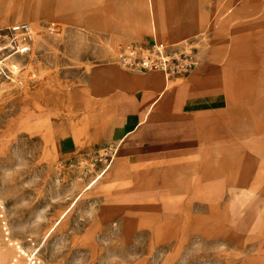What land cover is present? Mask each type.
I'll return each instance as SVG.
<instances>
[{
    "label": "rangeland",
    "instance_id": "1",
    "mask_svg": "<svg viewBox=\"0 0 264 264\" xmlns=\"http://www.w3.org/2000/svg\"><path fill=\"white\" fill-rule=\"evenodd\" d=\"M22 4L9 28L32 27L30 51L13 56L9 77L0 78V264H264V0H189L181 3L186 16L172 20L178 27L162 34L161 42L193 49L195 60L204 53L230 75L227 87L215 86L217 112L208 120L219 136L207 146L234 143L242 158L212 156L186 177L179 161L159 163V177H142L150 163L120 157L119 143L83 144L91 116L42 107L60 104L50 90L86 92L100 66L149 72L126 68L120 54L153 43L152 34L126 40L56 20L29 23ZM216 41L224 42L215 48ZM109 113L97 122L123 116L116 107ZM62 124L72 127V141L68 129L65 139L57 132Z\"/></svg>",
    "mask_w": 264,
    "mask_h": 264
},
{
    "label": "crops",
    "instance_id": "2",
    "mask_svg": "<svg viewBox=\"0 0 264 264\" xmlns=\"http://www.w3.org/2000/svg\"><path fill=\"white\" fill-rule=\"evenodd\" d=\"M21 1V16L29 23L56 20L71 30L126 40L148 38L152 34L153 42L159 43L169 25L178 27L172 20L186 16L181 3L189 0H1L0 29L13 25ZM217 34L219 37L220 32ZM223 42L216 41L215 48ZM198 58L193 72L183 79L167 77L163 71L131 73L100 66L94 70L86 92L61 96L50 90L60 104L52 106L45 102L42 107L50 114L86 113L91 116L94 127H89L90 136L82 140L91 149L119 143L125 136L121 144L124 152L121 150L120 157L150 163V174L143 173L142 177H159V163L174 164L175 161L180 162L174 164L179 167L178 174L190 176L196 169L203 171L201 169L207 167L204 162L212 156L225 153L242 158L234 143L211 149L207 146L209 138L218 135V132H211L210 129L216 128L208 120L211 112H217L213 98L215 86L224 83L222 86L227 87L230 75L223 69L218 73L204 53L198 54ZM94 76L104 81L103 86L97 87ZM235 83L241 87L240 79ZM225 91L228 92L227 88ZM115 107L122 117L114 116L111 124L97 122L99 113H114ZM67 126L62 124L60 129L56 126V130L63 136L68 129L72 141V127ZM63 137L65 139L66 135ZM69 142L68 139L64 141L65 144ZM193 154L199 158L193 162L198 163V167L186 159ZM244 158L250 159L248 155Z\"/></svg>",
    "mask_w": 264,
    "mask_h": 264
},
{
    "label": "built area",
    "instance_id": "3",
    "mask_svg": "<svg viewBox=\"0 0 264 264\" xmlns=\"http://www.w3.org/2000/svg\"><path fill=\"white\" fill-rule=\"evenodd\" d=\"M32 27L21 23L9 29L0 30V78H8V62L13 56L30 51ZM191 49L189 53L179 52L175 45L153 42L149 45L130 44L122 48L121 63L128 69L142 71L163 70L168 76H185L196 67Z\"/></svg>",
    "mask_w": 264,
    "mask_h": 264
},
{
    "label": "bare ground",
    "instance_id": "4",
    "mask_svg": "<svg viewBox=\"0 0 264 264\" xmlns=\"http://www.w3.org/2000/svg\"><path fill=\"white\" fill-rule=\"evenodd\" d=\"M1 1V0H0ZM5 4V3H4ZM1 5V4H0ZM5 6H6V4H5ZM18 6V5H17ZM28 6V5H27ZM1 7V6H0ZM4 7V6H3ZM5 9H6V7H5ZM154 9V8H153ZM3 12H4V10H3ZM12 12V11H11ZM1 14V13H0ZM23 16V15H22ZM1 18V17H0ZM153 18V17H152ZM2 19V18H1ZM8 20H9V18H8ZM158 21V20H157ZM158 23V22H157ZM9 24H10V22H9ZM4 29H7V28H4ZM4 29H0V30H4ZM11 70H12V72H14L15 74H16V72H18L19 71V66H18V64L16 63H14V64H12V66H11ZM155 71H163V70H155ZM164 72V71H163ZM165 73V72H164ZM166 74V73H165ZM167 75V74H166ZM167 77H170V76H168L167 75ZM171 78V77H170ZM44 89H45V84H42L41 86H39L38 87V89L35 91L36 93H38V95H41L43 92H44ZM147 118V117H146ZM149 120V119H148ZM137 127V126H136ZM130 132V131H129ZM124 138H125V136L124 137H122L121 139H120V141H119V147H121V144H122V142H123V140H124ZM118 147V148H119Z\"/></svg>",
    "mask_w": 264,
    "mask_h": 264
}]
</instances>
